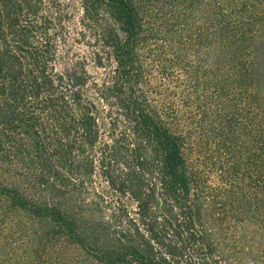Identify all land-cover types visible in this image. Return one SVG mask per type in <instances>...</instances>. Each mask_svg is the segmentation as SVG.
Instances as JSON below:
<instances>
[{"label":"trees","instance_id":"16d2710c","mask_svg":"<svg viewBox=\"0 0 264 264\" xmlns=\"http://www.w3.org/2000/svg\"><path fill=\"white\" fill-rule=\"evenodd\" d=\"M263 45L264 0H0V264H264Z\"/></svg>","mask_w":264,"mask_h":264},{"label":"rangeland","instance_id":"374dc122","mask_svg":"<svg viewBox=\"0 0 264 264\" xmlns=\"http://www.w3.org/2000/svg\"><path fill=\"white\" fill-rule=\"evenodd\" d=\"M70 14L71 20L69 27L71 34L68 41L60 46L58 58L55 63L56 74L61 75L65 79H75L76 75H82V69L84 68L88 75L98 78L102 74L92 63L87 47L83 44H78L75 41L77 37L76 33L78 31L77 20L80 14L75 1L72 9H70ZM258 71L261 75V90L264 94V48H262L260 53V65ZM178 111L180 112V107L178 108ZM191 143L194 151L192 155L188 156L189 158H196L199 156L204 159L203 161L211 163L212 158L217 157L213 142L201 139L197 135H193ZM206 170H208V175L211 181L215 183L220 181L217 169L211 170L207 166Z\"/></svg>","mask_w":264,"mask_h":264}]
</instances>
